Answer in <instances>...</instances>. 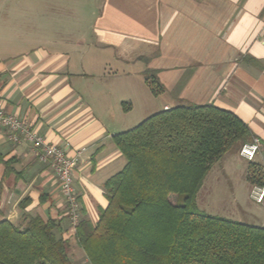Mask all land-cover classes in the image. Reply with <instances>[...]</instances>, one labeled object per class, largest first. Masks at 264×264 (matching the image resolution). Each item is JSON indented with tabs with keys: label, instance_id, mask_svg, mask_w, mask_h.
Segmentation results:
<instances>
[{
	"label": "crops",
	"instance_id": "0c3cea01",
	"mask_svg": "<svg viewBox=\"0 0 264 264\" xmlns=\"http://www.w3.org/2000/svg\"><path fill=\"white\" fill-rule=\"evenodd\" d=\"M137 75L155 78L143 80L147 98ZM151 93L164 99L158 111L207 104L235 113L261 142L260 164L264 0H0V107L70 156L85 148L73 183L92 224L107 205L104 182L126 163L112 136L135 126L134 106L149 109ZM248 164L226 153L196 204L204 191L209 205L223 185L230 197L216 216L264 227V207L238 199V188L248 195ZM25 211L54 220L75 264H89L52 170L0 127V220L23 225Z\"/></svg>",
	"mask_w": 264,
	"mask_h": 264
},
{
	"label": "trees",
	"instance_id": "16d2710c",
	"mask_svg": "<svg viewBox=\"0 0 264 264\" xmlns=\"http://www.w3.org/2000/svg\"><path fill=\"white\" fill-rule=\"evenodd\" d=\"M253 137L235 113L207 104L162 109L113 135L126 163L104 182L96 223L80 217L74 233L89 264H264V227L196 204L212 165ZM246 179L264 182L260 164L249 162ZM23 216V225L0 220V264H75L54 220Z\"/></svg>",
	"mask_w": 264,
	"mask_h": 264
},
{
	"label": "built area",
	"instance_id": "2783aa9c",
	"mask_svg": "<svg viewBox=\"0 0 264 264\" xmlns=\"http://www.w3.org/2000/svg\"><path fill=\"white\" fill-rule=\"evenodd\" d=\"M0 127L6 130V138L14 144H26L38 159L52 170L62 195L70 229L75 233L80 220V204L73 183V171L78 157L85 148L76 155L70 156L66 146L48 142L24 119L6 112L0 107ZM261 152V142L257 137L245 142L239 149V155L248 162H253ZM260 173L264 181V156L261 158ZM249 199L264 207V182L251 184L248 191Z\"/></svg>",
	"mask_w": 264,
	"mask_h": 264
},
{
	"label": "rangeland",
	"instance_id": "374dc122",
	"mask_svg": "<svg viewBox=\"0 0 264 264\" xmlns=\"http://www.w3.org/2000/svg\"><path fill=\"white\" fill-rule=\"evenodd\" d=\"M145 78L141 77L140 75H137L136 82H137V89L138 90H142V91L146 90L144 92H141V94L142 95L143 94L146 95V98H147L148 94H149L148 93L149 92L148 91L149 88H147L143 84V82H144L143 80H145ZM138 95L139 94H137V97H138ZM158 95H159L158 93H151V95H150V102L151 103L149 104L150 105L149 109H141V108H139L138 104L134 106V110L132 111L131 116L134 117L133 121L136 123V124H134L135 126L138 125L141 121H143L147 117H149L150 115L156 113L159 109H161L164 99H163V97H160ZM135 126H132V128H134ZM239 149L235 150V151H231V152H234L237 155H239ZM231 152H229V153H231ZM251 184L252 183H250V186H251ZM229 191L230 190H228L223 185H219V186L217 185V187L212 190L213 198L211 199V202L209 203V205H208V202H206L205 204L203 203L202 197H204V191H201L200 194L198 195L197 204L200 207V209L205 210V212L208 213V214H212V215H216V214L221 215L222 214V215H225V214H223V212L221 210H217V208H222L224 204H227V199L230 197ZM237 191L239 192L238 193L239 201H241L243 203H246V202L250 201V199H249L248 195L246 194L245 190H243L242 188L241 189L238 188ZM170 195H171L169 197L170 199H175L179 203H181L182 198H183L182 195H176V194H170ZM230 202H231V200L228 202V204H230Z\"/></svg>",
	"mask_w": 264,
	"mask_h": 264
}]
</instances>
